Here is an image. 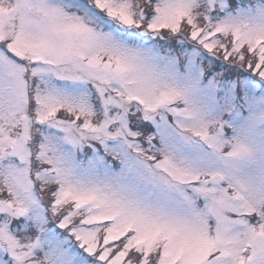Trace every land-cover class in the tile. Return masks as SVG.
<instances>
[{
  "label": "snow or ice",
  "instance_id": "6c2138e0",
  "mask_svg": "<svg viewBox=\"0 0 264 264\" xmlns=\"http://www.w3.org/2000/svg\"><path fill=\"white\" fill-rule=\"evenodd\" d=\"M0 264H264V0H0Z\"/></svg>",
  "mask_w": 264,
  "mask_h": 264
}]
</instances>
